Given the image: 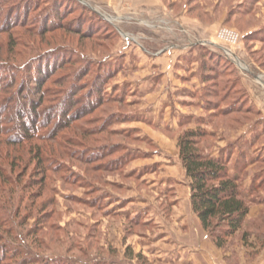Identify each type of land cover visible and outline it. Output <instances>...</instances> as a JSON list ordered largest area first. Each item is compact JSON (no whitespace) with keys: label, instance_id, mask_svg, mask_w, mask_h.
Segmentation results:
<instances>
[{"label":"rangeland","instance_id":"rangeland-1","mask_svg":"<svg viewBox=\"0 0 264 264\" xmlns=\"http://www.w3.org/2000/svg\"><path fill=\"white\" fill-rule=\"evenodd\" d=\"M61 1L0 0V264L256 257L264 203L217 246L178 139L254 156L264 202V0Z\"/></svg>","mask_w":264,"mask_h":264},{"label":"trees","instance_id":"trees-1","mask_svg":"<svg viewBox=\"0 0 264 264\" xmlns=\"http://www.w3.org/2000/svg\"><path fill=\"white\" fill-rule=\"evenodd\" d=\"M61 3L73 11L79 8L90 11L87 5L78 0H62ZM55 7L51 5V10ZM58 9L56 7V11ZM205 133L201 128L187 130L178 139L180 159L190 179L192 209L203 228L212 234L217 246L223 247L226 239L241 232V239L245 243L252 236L243 230L250 215V206L264 203L252 196V192L261 187L259 184L245 188L242 182L241 173L255 163V157L242 155V159H237L232 165L225 151L217 155L204 152L199 147L198 139ZM263 247L264 244H261L260 248Z\"/></svg>","mask_w":264,"mask_h":264},{"label":"crops","instance_id":"crops-1","mask_svg":"<svg viewBox=\"0 0 264 264\" xmlns=\"http://www.w3.org/2000/svg\"><path fill=\"white\" fill-rule=\"evenodd\" d=\"M94 1L97 2V0H94ZM261 108L263 109L262 111L264 113V99L261 100ZM250 258H252V260H250ZM238 259L239 261L237 262V264H264V249H262V251L256 257H250L249 255L246 254V252H244L243 254L238 256ZM200 263L201 264H211V261L205 260V262L201 261ZM214 264H227V263L225 261H222V259L218 260L216 257Z\"/></svg>","mask_w":264,"mask_h":264},{"label":"built area","instance_id":"built-area-1","mask_svg":"<svg viewBox=\"0 0 264 264\" xmlns=\"http://www.w3.org/2000/svg\"><path fill=\"white\" fill-rule=\"evenodd\" d=\"M239 39V36H234L233 35V38H232V41L235 43L237 40ZM228 49H230V48H228ZM231 50V49H230ZM228 53V52H227ZM235 58V57H234Z\"/></svg>","mask_w":264,"mask_h":264},{"label":"bare ground","instance_id":"bare-ground-1","mask_svg":"<svg viewBox=\"0 0 264 264\" xmlns=\"http://www.w3.org/2000/svg\"><path fill=\"white\" fill-rule=\"evenodd\" d=\"M229 54L235 56V59L234 60H236L237 56L235 55V53L232 50L229 51Z\"/></svg>","mask_w":264,"mask_h":264}]
</instances>
